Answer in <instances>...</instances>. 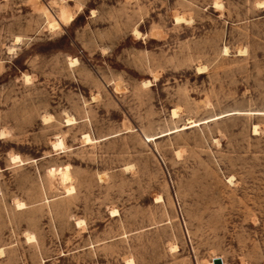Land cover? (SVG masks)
I'll list each match as a JSON object with an SVG mask.
<instances>
[{"label": "rangeland", "instance_id": "obj_1", "mask_svg": "<svg viewBox=\"0 0 264 264\" xmlns=\"http://www.w3.org/2000/svg\"><path fill=\"white\" fill-rule=\"evenodd\" d=\"M50 1L0 0V264H264V0Z\"/></svg>", "mask_w": 264, "mask_h": 264}, {"label": "bare ground", "instance_id": "obj_2", "mask_svg": "<svg viewBox=\"0 0 264 264\" xmlns=\"http://www.w3.org/2000/svg\"><path fill=\"white\" fill-rule=\"evenodd\" d=\"M70 1H75L74 4L77 7V10H80L81 9L82 4L78 3L77 0H51L50 1V6L49 5L44 6L43 13H44V15H45V17H46V19L48 21L47 23H49L50 27H52V28L59 27L61 23H63V24H69V23H71L73 21L75 14L70 9V7H71L70 4H69ZM52 8H55V13H53ZM187 20L188 19H185V18H183L181 16H176L175 17V21L177 23L184 22V21H187ZM19 40H20L19 38L16 39V41H19ZM9 50H12V49L9 48ZM224 51L226 52L227 51V48H224ZM68 60H69V64L70 65H74V64H76L78 62V59L76 57H70V58H68ZM201 69H202L201 67L198 68V70H201ZM148 83H149V81H145V82H143V85H147ZM174 114H175V112H173V115ZM49 119H51V118H49ZM46 120H48V117H47ZM65 121L68 124H70V123H72L74 121V118L67 117ZM191 123H193V122L191 121ZM254 131H256V128L255 127H254ZM84 139L87 142L92 141L91 138L87 134L84 135ZM60 144L62 145L61 140H60V142L55 143L54 145L55 146L56 145H59L60 146ZM17 158H19V156H14L13 157L14 160L15 159L17 160ZM64 188H65V191L67 193H71V192L74 191L73 186H64ZM157 198L160 199L161 197L158 196ZM18 205L21 206V204H18ZM214 258H217V257H214ZM219 258H221V257H219ZM213 259L211 261H207L206 264H214L213 263ZM222 262H223V260H222Z\"/></svg>", "mask_w": 264, "mask_h": 264}, {"label": "water", "instance_id": "obj_3", "mask_svg": "<svg viewBox=\"0 0 264 264\" xmlns=\"http://www.w3.org/2000/svg\"><path fill=\"white\" fill-rule=\"evenodd\" d=\"M213 263L214 264H222L223 262H222V259L221 258L217 257V258H214L213 259Z\"/></svg>", "mask_w": 264, "mask_h": 264}]
</instances>
